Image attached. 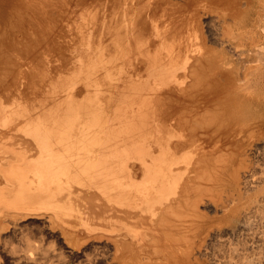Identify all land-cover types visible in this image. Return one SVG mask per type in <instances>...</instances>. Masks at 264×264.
Listing matches in <instances>:
<instances>
[{"label": "bare ground", "instance_id": "bare-ground-1", "mask_svg": "<svg viewBox=\"0 0 264 264\" xmlns=\"http://www.w3.org/2000/svg\"><path fill=\"white\" fill-rule=\"evenodd\" d=\"M223 147L210 172L237 196L190 206ZM262 149L264 0H0V231L41 215L70 248L104 236L131 263L153 246L176 264H264ZM175 209L230 210L210 257Z\"/></svg>", "mask_w": 264, "mask_h": 264}, {"label": "rangeland", "instance_id": "rangeland-1", "mask_svg": "<svg viewBox=\"0 0 264 264\" xmlns=\"http://www.w3.org/2000/svg\"><path fill=\"white\" fill-rule=\"evenodd\" d=\"M176 6V5H175ZM74 16L76 17L77 21H80L82 20V15L79 11L77 10H73L72 11ZM203 18V17H202ZM17 45V44H16ZM64 74V73H63ZM224 148V147H223ZM222 150L220 151L219 149L217 150V152H219V154L216 152V154L214 153L213 154V159L212 157H210V161L208 160L207 163L204 164V167H203V170H200L201 172L204 171V172H200L199 173V178L198 179V183H196V185L193 187V189H191L190 191H188V195L189 196H186V199H188V202H189V205L191 206L190 203L193 202V200L195 198H198L200 196L204 197V198H210L211 196H215V197H218V198H221L222 199V202L225 204L228 200L227 203L229 204H232V199L233 196L236 197L237 196V192L235 191V184H229L231 181L229 180V176H228V171H226L227 169V159L226 157H229V153H228V148H224L225 150ZM263 150V154L261 153L260 157H259V160L257 162L254 163V170L257 172V171H261V169H264V149ZM224 151V153H223ZM223 156H222V155ZM217 157V159L215 158L214 160V157ZM222 156L221 158L224 160H221L220 156ZM225 157V158H224ZM214 162H213V161ZM218 160L220 162H218ZM217 161V162H216ZM223 163H222V162ZM220 163V164H219ZM208 164H209V167H208ZM225 164V165H224ZM256 164V165H255ZM213 165V166H212ZM215 165H217L216 167H222V168H226V169H223V170H218V172H220V175L222 176H218V178H216V176L213 178V173L210 172L215 168ZM212 166V167H210ZM208 168V169H207ZM213 168V169H212ZM205 169H206V174L205 173ZM221 169V168H219ZM226 171V172H225ZM211 174V175H210ZM225 174V175H224ZM208 177V178H207ZM213 178V179H210V178ZM201 179H202V182H201ZM209 179V182L207 181ZM217 179V180H216ZM224 179V180H223ZM219 180V181H218ZM200 181V182H199ZM207 181V182H206ZM230 181V182H229ZM229 182V183H228ZM210 183V184H208ZM217 184V185H215ZM201 185L202 189L206 190V192L208 193H205L204 190L202 191L201 188H199ZM204 185V186H203ZM224 185V186H223ZM225 185L227 187H225ZM234 185V186H233ZM199 186V187H198ZM231 186V187H230ZM198 187V189H197ZM205 187V188H204ZM217 187V188H216ZM229 188V189H228ZM197 189V190H196ZM200 189V191H199ZM214 189V190H213ZM198 192H196V191ZM191 192V193H189ZM209 192H212V195L211 193ZM194 193V195H193ZM196 193V194H195ZM192 194V195H191ZM199 194V195H198ZM204 194V195H203ZM222 194V195H221ZM224 194V195H223ZM208 195V196H207ZM195 196V197H194ZM197 196V197H196ZM223 196V197H222ZM230 196V198H229ZM192 198V199H191ZM226 198V200H225ZM242 199H240L241 201ZM245 200V199H244ZM243 200V201H244ZM248 208H247V207ZM244 205L242 208H239V211H242V213H245V211L249 212V211H252L254 210V207L252 204L249 205ZM264 207V206H262ZM246 208V209H245ZM241 209V210H240ZM245 209V210H244ZM176 212H179L181 210L178 209H175ZM174 210V211H175ZM187 210V209H186ZM192 210V209H191ZM176 212H171L170 216L167 217V219H171L173 218V221L177 223L176 226H174V228H177V229H180L181 227H183V232L184 235L186 236V238L188 239L189 243L193 244V247H197L198 245L201 244V247H204L206 248V251H207V254L208 256L210 257L212 254L211 252L213 251V247L216 245V239L213 235H209L208 233L211 231V229H215L217 226H216V221H217V216L219 214H214V213H204V215H199V213H194V212H187V211H182V212H179V213H176ZM185 213V216H184V213ZM188 215H187V213ZM236 212V211H235ZM174 216H172L173 214ZM183 213V215H181L180 217V214ZM194 214V215H193ZM208 214V215H207ZM220 214L223 215L224 213L222 211H220ZM219 214V215H220ZM228 214L230 215V210L226 212L225 215L223 216H228ZM179 215V218L178 216ZM187 215V216H186ZM193 215V217H192ZM176 216V217H175ZM187 217V218H185ZM214 217V218H213ZM43 218V219H42ZM185 218V219H184ZM193 218V220H192ZM205 218V220L203 219ZM207 218L209 220H207ZM176 219V221H175ZM183 219V220H182ZM187 219V220H186ZM45 220V221H44ZM206 220L208 222H206ZM211 220H213L211 222ZM9 221L6 220V222ZM187 221V222H185ZM193 221V222H192ZM210 221V222H209ZM223 221V220H221ZM40 222V223H39ZM43 222V223H42ZM181 222V223H180ZM198 222V223H197ZM201 222H204V223H201ZM206 222V223H205ZM31 223V224H30ZM45 223V224H44ZM180 223V224H179ZM185 223V224H184ZM50 224V225H49ZM221 225L220 228H225L226 229V225H224V222L220 223ZM48 225V226H47ZM52 225V226H51ZM186 225V226H185ZM205 225V226H204ZM215 225V226H214ZM55 226V225H54ZM188 226V227H187ZM191 226V227H190ZM204 226V228H203ZM6 227V228H5ZM4 229H2L0 231V264H142L145 260V263L143 264H169V262H171L170 264L175 263L174 259L172 258H169L167 256L164 257L165 254L162 255V253L160 254V252L156 251L153 246L151 247H148L143 249L142 251L145 252V254L147 256H149L148 259H145L141 262L140 258L137 257V260L135 262H127V260L124 258H121L119 259V255L117 253V250L115 249V244L112 246V245H109V243L111 244V242L113 243L112 240H109L107 241V239L104 237V236H101V237H98L100 239L97 238V236L95 237V240L94 237H92L93 235H90L88 238H83V237H80L78 238V240H75L73 241V243H71L72 247L70 248V244L68 241L65 240L64 236L62 235L60 229L59 230H56V227L57 229L59 228L58 226H55V228L53 227V224L49 221L48 223V220H46L45 216H33V215H27L25 216L24 218L21 217V218H18L16 220L15 223H11L9 222V226H5ZM12 227V228H11ZM29 227V228H28ZM185 227V228H184ZM195 227V229H194ZM201 227V228H200ZM210 227V228H209ZM16 228V229H15ZM18 228V229H17ZM22 228V229H21ZM51 228V229H50ZM54 228V230H53ZM198 228V229H197ZM47 229V230H46ZM197 229V230H196ZM200 229V230H199ZM4 230V231H3ZM208 230V231H207ZM6 231V232H5ZM36 231V232H35ZM52 231V232H51ZM55 231V232H54ZM58 231V233H57ZM60 231V232H59ZM180 231V230H179ZM178 231V232H179ZM189 231V232H188ZM188 234H187V233ZM192 232V233H191ZM198 233V235H196V233ZM18 233V234H17ZM44 233V234H43ZM191 233V234H189ZM195 233V235H194ZM40 234V235H39ZM53 234V235H52ZM58 236H57V235ZM212 234V232H211ZM35 235V237H34ZM56 235V236H55ZM189 235L192 236L189 238ZM194 235V236H193ZM202 235V236H201ZM50 236V237H49ZM52 236V237H51ZM63 236V237H62ZM188 236V237H187ZM90 237H92L93 239L90 241ZM105 239H104V238ZM194 237V239H193ZM196 237V238H195ZM205 237V238H204ZM90 238V239H89ZM198 238V240H196ZM64 239V240H63ZM88 239V240H87ZM104 239V240H103ZM7 240V241H6ZM60 240V241H59ZM63 242H62V241ZM101 241L102 243L105 242V243H101V242H98V241ZM46 241V242H44ZM66 242V243H65ZM68 242V243H67ZM82 242L84 244H82ZM88 242V243H87ZM196 242V243H195ZM204 242V243H203ZM60 243V244H59ZM77 247V250L75 248V244ZM90 243V244H89ZM100 243V244H99ZM147 243V242H145ZM67 244V245H66ZM89 244V245H87ZM107 244V245H106ZM197 244V245H196ZM64 245V246H63ZM82 245V246H81ZM99 245V246H98ZM101 245V246H100ZM148 245V244H147ZM109 246V248H108ZM65 247V248H64ZM80 247V248H79ZM84 247V248H83ZM87 247V248H86ZM89 247V248H88ZM64 248V250H63ZM75 248V249H74ZM84 250H83V249ZM150 248V249H149ZM67 249V250H66ZM109 249V250H108ZM111 249L113 251H111ZM115 249V250H114ZM51 250V251H50ZM101 250V251H100ZM151 250V251H150ZM33 251V252H32ZM37 251V252H36ZM63 251V252H61ZM154 251V252H153ZM66 252V253H65ZM75 252V253H74ZM79 255H78V253ZM81 252V253H80ZM153 252V253H152ZM155 252H158V253H155ZM3 253V254H2ZM30 255H29V254ZM39 253V254H38ZM65 253V255H64ZM113 253V254H112ZM152 253V254H150ZM21 254V256H20ZM24 256H23V255ZM110 254V255H109ZM18 255V256H17ZM36 255V256H35ZM83 255V256H82ZM108 255V258L106 257ZM116 256V258L114 256ZM118 255V256H117ZM98 256V257H97ZM102 256V257H101ZM104 256V257H103ZM25 259H24V258ZM97 257V258H96ZM111 257V258H109ZM154 257V258H153ZM158 257L156 260H158V262L156 261L155 262V258ZM163 259H161V258ZM119 260H118V259ZM139 258V259H138ZM54 261H53V260ZM103 259V261H101ZM115 259V261H114ZM169 261H168V260ZM170 259L173 261H170ZM34 260V261H33ZM100 260V261H99ZM124 260L126 262H124ZM161 260V262H160ZM166 261V262H163V261ZM62 261V262H61ZM68 261V262H67ZM148 261V263H146ZM64 262V263H63ZM113 262V263H112ZM153 262V263H151Z\"/></svg>", "mask_w": 264, "mask_h": 264}]
</instances>
